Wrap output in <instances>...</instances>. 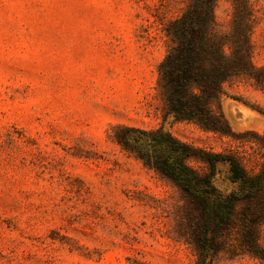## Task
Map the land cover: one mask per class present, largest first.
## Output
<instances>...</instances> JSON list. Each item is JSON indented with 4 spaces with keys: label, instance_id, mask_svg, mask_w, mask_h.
<instances>
[{
    "label": "rangeland",
    "instance_id": "obj_1",
    "mask_svg": "<svg viewBox=\"0 0 264 264\" xmlns=\"http://www.w3.org/2000/svg\"><path fill=\"white\" fill-rule=\"evenodd\" d=\"M251 1L253 63L261 68L264 0ZM184 6L0 0V264H198L199 201L114 138L123 133L117 126L163 128L195 148L238 157L252 174L261 170L264 90L255 80L224 85L231 129L207 131L164 110L163 29ZM216 18L226 30L228 1L218 3ZM229 171L217 164L223 192L237 188ZM211 237V264H264L249 247L258 239L264 246V195L240 203L233 222Z\"/></svg>",
    "mask_w": 264,
    "mask_h": 264
},
{
    "label": "trees",
    "instance_id": "obj_2",
    "mask_svg": "<svg viewBox=\"0 0 264 264\" xmlns=\"http://www.w3.org/2000/svg\"><path fill=\"white\" fill-rule=\"evenodd\" d=\"M223 0H185L182 12L164 24L167 51L158 66L157 91L164 110L177 121H191L207 131H220L217 124H230L223 110L224 85L234 77L255 80L264 90V67L253 63L251 34L255 8L251 0H226L231 6L228 28L217 22L216 8ZM114 135L125 151L133 152L146 165L162 173L197 198L201 209L200 246L207 259L214 235L233 222L238 205L264 195V164L252 174L233 155L208 152L184 143L163 128L144 130L117 126ZM231 129V128H230ZM200 159L205 169L189 164ZM218 163H227L237 188L221 191L214 183ZM262 217V216H261ZM262 219V218H261ZM253 240L251 252L264 261V246Z\"/></svg>",
    "mask_w": 264,
    "mask_h": 264
},
{
    "label": "crops",
    "instance_id": "obj_3",
    "mask_svg": "<svg viewBox=\"0 0 264 264\" xmlns=\"http://www.w3.org/2000/svg\"><path fill=\"white\" fill-rule=\"evenodd\" d=\"M229 102H224L223 101V106L225 105V107L228 105ZM235 111V110H234ZM229 114H230V110H228ZM234 124H231V126L233 127ZM247 125V124H246ZM247 127H249V125H247Z\"/></svg>",
    "mask_w": 264,
    "mask_h": 264
},
{
    "label": "clouds",
    "instance_id": "obj_4",
    "mask_svg": "<svg viewBox=\"0 0 264 264\" xmlns=\"http://www.w3.org/2000/svg\"><path fill=\"white\" fill-rule=\"evenodd\" d=\"M257 243H258V244H260V243H261L259 239H258Z\"/></svg>",
    "mask_w": 264,
    "mask_h": 264
}]
</instances>
